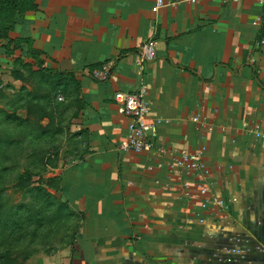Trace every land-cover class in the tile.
Listing matches in <instances>:
<instances>
[{
    "label": "crops",
    "instance_id": "crops-1",
    "mask_svg": "<svg viewBox=\"0 0 264 264\" xmlns=\"http://www.w3.org/2000/svg\"><path fill=\"white\" fill-rule=\"evenodd\" d=\"M33 1L36 10L8 33L11 53L0 42V90L21 85L13 77L19 60L73 74V128L84 150L52 177L60 191L47 189L75 218L72 244L39 264H264V140L252 133L255 125L264 130V48H256L264 5ZM149 41L155 59L139 74L138 50ZM28 45L38 55H28ZM102 67L109 78L96 82L89 72ZM143 86L165 154L120 149L130 121L114 95ZM196 116L211 131L195 125ZM182 151H203L223 211L201 210L197 176L169 170Z\"/></svg>",
    "mask_w": 264,
    "mask_h": 264
},
{
    "label": "rangeland",
    "instance_id": "rangeland-1",
    "mask_svg": "<svg viewBox=\"0 0 264 264\" xmlns=\"http://www.w3.org/2000/svg\"><path fill=\"white\" fill-rule=\"evenodd\" d=\"M18 63L21 85L0 90V255L4 264H39L68 248L76 230L69 209L56 196L47 198L41 181L84 150L73 128L74 85L56 86L53 77Z\"/></svg>",
    "mask_w": 264,
    "mask_h": 264
},
{
    "label": "built area",
    "instance_id": "built-area-1",
    "mask_svg": "<svg viewBox=\"0 0 264 264\" xmlns=\"http://www.w3.org/2000/svg\"><path fill=\"white\" fill-rule=\"evenodd\" d=\"M233 3L241 1H256L261 5H264V0H230ZM155 4L159 7L164 5V0H155ZM261 23L258 19L253 23L257 26ZM256 48H264V34L260 40L256 43ZM155 59L154 43L149 41L145 43L138 50L137 68L139 74L144 71L145 65L151 63ZM89 75L96 82H106L109 78V71L107 67H102L99 70H93L89 72ZM147 88L145 86L135 93H116L114 95V102L117 106V111L120 115L126 117L130 123L128 126V138L124 145L120 147L123 151H130L135 154H141L150 152L158 148L156 143L157 133L156 127L153 121L150 119L149 105L147 103ZM61 100V98L59 99ZM191 121L201 129L211 131V128L205 122V120L196 116ZM253 135L264 140V130L259 125H255L252 129ZM159 149V148H158ZM160 154H165L166 151L159 149ZM160 167V166H159ZM168 168L171 172L183 171L187 174H193L197 176V190L198 199H200V209L205 211L210 208L216 209L221 212L225 209L224 202L218 198H215L211 194L210 187L208 185V174L206 166L203 160V151L188 153L179 152L172 161L168 164ZM190 197L189 195H186Z\"/></svg>",
    "mask_w": 264,
    "mask_h": 264
},
{
    "label": "trees",
    "instance_id": "trees-1",
    "mask_svg": "<svg viewBox=\"0 0 264 264\" xmlns=\"http://www.w3.org/2000/svg\"><path fill=\"white\" fill-rule=\"evenodd\" d=\"M36 5L33 0H0V42L5 41L7 45H4L2 48L6 54L11 53V45L8 41V33L10 32L12 25L15 23V21L21 17H23L26 13L35 11ZM18 46H14V50L17 49ZM27 54L36 56L38 53L33 51L28 45L27 47ZM19 62V61H17ZM19 64V63H18ZM38 72L49 75L53 77L55 80L56 86H60L61 82H66L69 84H73L76 90V96L79 97V83L75 80L73 74H61V73H52L46 71L42 67L39 66ZM14 79H19V76L17 75L16 71L13 74ZM8 119L14 121L17 124H23L25 121L18 118V117H11L9 116ZM41 185L44 186L46 189H44L43 193L46 195L47 198L53 197V195L48 192L47 189L53 190L55 192H59V179L49 178L41 181ZM52 201L49 203L48 206H52ZM21 208V207H20ZM1 210V209H0ZM71 214V213H70ZM72 215V214H71ZM4 216L3 214L1 215ZM2 224V221H1ZM4 224L0 228V230L4 229ZM5 244V241H3ZM6 255H0V264H4L6 261Z\"/></svg>",
    "mask_w": 264,
    "mask_h": 264
}]
</instances>
